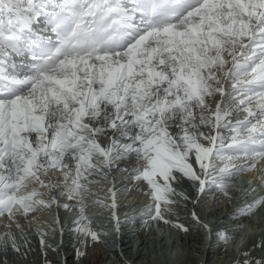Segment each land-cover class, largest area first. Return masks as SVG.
<instances>
[{
	"label": "snow or ice",
	"instance_id": "1",
	"mask_svg": "<svg viewBox=\"0 0 264 264\" xmlns=\"http://www.w3.org/2000/svg\"><path fill=\"white\" fill-rule=\"evenodd\" d=\"M254 171L248 195L264 188V0H0V248H29L20 219L75 210L79 262L108 235L90 205L119 237L133 218L117 215L114 173L145 186L146 229L188 233L170 215L180 201H231L230 185ZM242 199L228 228L213 233L193 211L195 226L228 244L264 209V194ZM36 233L45 256L58 252Z\"/></svg>",
	"mask_w": 264,
	"mask_h": 264
},
{
	"label": "bare ground",
	"instance_id": "2",
	"mask_svg": "<svg viewBox=\"0 0 264 264\" xmlns=\"http://www.w3.org/2000/svg\"><path fill=\"white\" fill-rule=\"evenodd\" d=\"M22 67H24V65H22L19 62V60H17V70L19 71ZM258 174H259L258 171H254L252 173L244 174L241 177L244 178V182L247 181L248 179H251V180L253 179L254 182L258 183V181L255 179V176ZM123 176L125 177V174H123ZM120 179L122 180L123 178H120ZM121 180H119V181H118V179L115 180V184L117 185V183H118V184L123 185L122 183H120ZM127 180L128 179H125V180L123 179V182L125 185L130 184L129 185V187H130L134 181L132 182V180H131L128 182ZM240 183L241 182H239V183L234 182L233 184L230 185V187L228 188V191L229 192L233 191L231 189H234L233 188L234 185L240 187L237 189L238 191L236 190V188H235V190L237 191L238 195L240 194L238 199H239V203L240 202L241 203L236 205L235 203H237V202L233 201L232 204H225L224 208L222 206L221 209L219 207H218V209H216L214 215L217 217V219L223 220L222 223L224 225L223 226L216 225L214 227V230L212 229L213 233H215L219 229H226L231 224L238 222V221L231 220L230 215L234 212L235 209L242 206V204L244 203V200L242 199V197L247 196L248 200L250 201L255 196L259 195L258 193L257 194L253 193L251 195H248V192H247L248 187L246 184L245 185H246L247 189H245V187H244V190H243L244 195L243 194L241 195V191H242L241 186L238 185ZM101 185H103V186H101ZM101 185H94L93 189L96 191V188L99 189L100 187H102V191H103L108 186H110V185L104 184V183H102ZM242 185H244V183ZM127 191H128V188H127ZM188 191L190 192V194L193 195V198H194V194L191 193L190 188H188ZM127 193L128 192L121 194L122 197L127 196L125 198H130L128 200H131V201L134 198H136L135 197L136 195L133 194L132 190L129 191L128 195H127ZM212 195H214L213 201L210 204L213 205V204L217 203L218 200L220 199V195L218 193L209 191L207 193V195L203 196L202 199L206 198L207 196L210 197ZM214 200L217 202H214ZM142 201L144 202V200H142ZM144 203L145 204H143L142 209H140V211H138V213L136 211L135 212L133 211L134 208L132 210L128 209V208L127 209L123 208L125 211L121 212L122 213V219H121V216H118L121 219V221H124L125 217H132L133 219L124 222L125 225H122L123 224L122 223L121 228H125V229L128 228V230L126 231L127 234H129L130 232H133V228H136L134 230L136 231V234H139L138 237H137V235H135L137 238L134 236L130 239H126L120 245L116 244L115 242L114 243L108 242L109 239L114 237L115 233H110V232H112L111 221H110V218L105 216L106 215L105 213H104V215H102V214H100L101 210L95 211L97 213H95L92 210L91 213L88 214L89 216L93 217V227L96 228L98 231L102 230L101 229L102 227H106L108 235L106 237L102 238L106 243L105 245H111V244L116 245V248H114L113 250H111V249L107 250L106 249L107 247H105L106 250H104V252H106L107 258H104V256H102V255L100 256L96 253V249H95V248H97L96 244H89V246L86 249L87 255L85 257H81L79 262H78L76 255H75V248L79 247L80 245L79 244H78V246H76L77 244L75 245V243H77L76 242L77 239L74 241V238H73L74 236L68 231L70 226H68V223H67V224H61V226H60V228L64 229L63 236H61L59 239H57V241L52 240V242H51V240H50V242H48V240H47V242L50 243L53 247L58 246V249H59L58 252H54V251H52V249L49 248V249H46V256H45V253L42 252L41 248H40V243H39L40 237L36 236V237H34V240H33L34 245L33 244L29 245V248L27 250L22 248L21 253L14 252L10 247L7 250L0 248V252L3 251L5 253H11V252L13 253L12 256L10 257L11 259L10 258L8 259L7 257L5 259V257L4 256L2 257L0 254V256H1L0 257V264H7V262L9 264H45V259L50 261L51 264H115V263L116 264H122V261H126V264H131L129 260H132L133 258L134 259L131 261L132 264H136L135 262H139L137 264H153V263L154 264H166V262H168L167 264H174V261H170L168 259L169 257L166 258L165 261L162 259V257H160L159 261H158V259H156L155 257H153L151 255V251H152L151 247H155L156 249L161 250V252H167L168 249L170 251H172L171 249L176 248V243H175V241H172V244L173 245L175 244V246L172 245L171 249H170L169 245H171V242L167 239L166 240L163 239L164 236L160 237V236L156 235L155 233L151 234L152 227H148L146 229L144 226L139 225V222L143 221L142 215L146 214V213H144V209H145V206L149 203L148 197L145 199ZM138 210H139V208H138ZM193 211L196 212V214L200 218L201 222L205 223L203 220L202 214L197 212L198 211L197 207L196 206L194 207L191 202H187V203H185L183 201L179 202V208L174 210L170 215L174 221H176L178 223H182L185 227H187L190 230V227L192 225H195V221H193L192 215H191V213ZM258 212H256L254 214L256 217L259 216V214H260ZM33 215L36 216V223H32L31 225H29L27 222H24L23 219H20V223L23 225H26V226L27 225L28 226H36L39 223L41 224L42 222H46V218H45L46 216H45L44 212L36 213ZM251 217L253 218V216H251ZM4 218H6V217H4ZM6 219H3V221ZM244 222L245 223L246 222L251 223L252 219L251 218L246 219ZM254 224L255 223L250 224V225L246 224L244 226L243 230L240 233H238L233 238V240L229 241L228 244H226V245L220 243L219 241L216 242V240H214L216 242V243L215 242L212 243L214 245V248H215V246H219V247H221V249H217L213 252H209V250H207L208 249L207 247L209 246L208 244L210 242H212V240H210V242L207 243V245L203 244V242H202L201 247L199 246L196 248L195 242L198 238L196 236H198V235L196 233H192V229L189 231V233L179 232V234H177V233H176V235L174 234V239L176 241H177V239H179L180 242L183 244V248H184L183 252L185 255L184 260H185L186 264H224L225 262L228 261L229 258H233V257L237 258V256H239V252L245 251V249L247 247L246 245H248L249 243H251V244L253 243V245L255 246V242L257 244V243H259V240H260V243L263 244L261 242L262 240L260 239V237L263 235L259 234V231L262 228L261 231L264 232V222L260 226L252 227ZM245 236H247V239L243 240V242H242V237H245ZM124 237L125 236H123L121 238V240H123ZM61 240H63V243H61ZM18 244L23 245L24 243L20 242ZM187 248L189 249V254L193 255L192 258L189 255L191 260H190V258H188L189 257L187 255L188 253H186ZM255 248L256 247H254V249ZM34 249L36 252L34 251ZM25 251H27L26 256L23 254ZM110 252H112L113 254ZM236 253H238V254H236ZM235 254L237 256H235ZM7 255H9V254H7ZM186 256H188V257H186ZM262 256H263L262 258H264V253H262ZM57 258H60V261ZM235 258H233V259H235ZM249 258L259 259L260 257H259V254H257V253L249 252ZM243 259H245V257L242 256L239 260L242 261Z\"/></svg>",
	"mask_w": 264,
	"mask_h": 264
},
{
	"label": "rangeland",
	"instance_id": "3",
	"mask_svg": "<svg viewBox=\"0 0 264 264\" xmlns=\"http://www.w3.org/2000/svg\"><path fill=\"white\" fill-rule=\"evenodd\" d=\"M259 173V172H258ZM123 174L124 173H114V179L115 180H117L118 179V181L119 180H121L120 178H123L124 180H125V177L123 176ZM123 176V177H122ZM257 176V175H256ZM256 176H255V178H256ZM240 178H242V182L240 183V184H238L239 186H241V195L243 194L244 195V187H245V189H247V187L248 188H250L251 186H254V185H256L257 183L256 182H254L253 181V179H252V185L250 186H248V184L246 183V181L244 182V178L243 177H240ZM123 179L120 181V183H122L123 185H121V184H118L117 183V185H116V187H117V189L119 190L118 191V194H117V205H118V209H117V215L118 216H121V219H122V211H125L123 208H128V209H133V211L135 212H137L138 213V211H140V209H142V206H143V204H145L144 202H145V199L147 198V196L145 195V186L143 185V184H141V185H139V187H137L136 186V182L134 181H132L133 183L131 184V186L129 187V185H125L124 184V182H123ZM128 182L129 181H131V180H127ZM244 183V185H242ZM247 185V187H246V185ZM101 186H103V185H101ZM185 187H186V189H188V186H186L185 185ZM101 188V189H100ZM99 189H97L96 188V191L97 192H99V197L101 198V199H104L105 198V196H106V189H104L103 191H102V187H100ZM127 188H128V191H127ZM234 189H231V190H233V191H231V192H229L230 194L232 193V196H233V199L231 200V201H228L226 198H224V197H221L220 196V199L218 200V202L217 203H215V204H210L212 201H213V196L214 195H212V196H210V197H206V198H204V199H202L201 201H200V203L198 204V205H196V207H197V209H198V213H200V214H202V216H203V220H204V222L205 223H207V224H209V226L212 228V229H214V227L216 226V225H221V226H223L224 224L222 223L223 222V220H221V219H217V217L214 215L215 214V211H216V209H218V207L221 209L222 208V206H223V208H224V206H225V204H232L233 203V201L234 202H237V203H235L236 205L237 204H240L239 203V199H238V197H239V195H238V193H237V189L238 188H240V187H238V186H235L234 185V187H233ZM235 188H236V190H235ZM130 190H132L133 191V194H135L136 196V198H134L132 201L131 200H128V199H130V198H125V197H127V196H123L122 197V195L121 194H124V193H126V192H128L129 193V191ZM235 191V192H234ZM259 191V192H258ZM256 193H254V194H264V188H262V189H259ZM128 193H127V195H128ZM236 194V195H235ZM126 195V194H125ZM238 195V196H237ZM246 195V194H245ZM95 198V197H94ZM142 200H144V202L142 201ZM209 200V201H208ZM180 202H182V201H180ZM138 208H139V210H138ZM100 211L101 210V212H100V214H102V215H104V213L106 214L105 216H107L108 218H110V213L107 211V210H105V209H101V208H98V207H96V206H94V205H90L87 209H86V214L88 215L89 213H91V211ZM88 211V212H87ZM45 213V218H46V222H42L41 224L39 223V224H37L36 226H26V225H23V224H21V225H23V229H24V235H25V239L27 240V242H28V244L29 245H34V242H33V240H34V237H36V236H38L37 235V233H36V228L38 227V226H42L43 228H44V231H47V233H48V238H47V240H48V242H50V240H51V242H52V240H55V241H57V239H59L60 237H61V233H60V230L59 229H57L56 231H51V230H49L50 229V227L49 226H51V228H55L56 226L52 223V219L55 217V216H59V219H60V226H61V224H67L68 223V226H70V227H72V220L75 218V210H73L72 212H66L65 210H63V209H59V210H56V209H53L51 212H47V211H45L44 212ZM95 213H97V212H95ZM258 213H260L259 214V216H255V215H252L253 216V218L252 217H250L251 219H252V222L251 223H248V222H244V226L247 224V225H250V224H253V223H255L252 227H257V226H260V225H262L263 224V222H264V209H262V210H260ZM99 214V213H98ZM212 214V215H211ZM3 219H6V218H4V217H0V233H2V232H4V231H6V229H5V227H4V225L6 224V223H8V221H7V219L6 220H4L3 221ZM66 222H65V221ZM6 221V222H5ZM62 221V222H61ZM25 222V221H24ZM65 222V223H64ZM122 225H125L124 224V222H123V224ZM101 227V226H100ZM194 227V228H193ZM102 230H100V231H105L104 229H103V227L101 228ZM134 229H136V228H133V232H130L131 234H134V235H137V237H138V235L139 234H136V231L134 230ZM192 229V233H196L198 236H196V237H198L197 238V240H196V244H195V246H196V248L197 247H201V243L203 242V244H206L207 245V242L209 243L210 242V240H212L213 242H215L214 240H216V242L218 241L216 238H215V236L213 235L211 238H209L207 235V233H205L202 229H198V227H196L195 225H192L191 227H190V230ZM195 229V230H194ZM262 229V228H261ZM261 229H260V231H259V234H261V235H263V236H261L260 237V239L262 240L261 242L263 243V244H261L260 243V240H259V243H257L256 244V242H255V246L253 245V243L251 244V243H249L248 245H246L247 247H246V249H245V251H247V252H253V253H257V254H259V259H261L263 256H262V253H264V232H262L261 231ZM12 232L16 235V237H17V242L18 243H20V242H22V243H25V239H21L20 238V232L15 228V226L13 225L12 226ZM49 230V231H48ZM189 230V231H190ZM198 230V231H197ZM152 232H151V234H156V235H158V236H164L163 237V239H167V240H169L170 242H171V245H169V248L171 249V246L173 245L172 244V241H175V243H176V248H173V249H171L172 251H170L169 249H168V251L167 252H161V250H158V249H156L155 247H151V255L153 256V257H155L156 259H158V261H159V258L160 257H162V259L165 261L166 260V258H168L170 261H174V264H186V262H185V255H184V248H183V244L180 242V240L179 239H177V241L174 239V234L176 235V233L177 234H179V232L180 231H178V230H176V229H173V228H171V227H168V226H161V227H152V230H151ZM106 232V231H105ZM51 233V234H50ZM129 233V234H130ZM189 233V232H188ZM50 235V236H49ZM53 235V236H52ZM169 236V237H168ZM134 237V236H133ZM136 237V236H135ZM136 237V238H137ZM74 238V237H73ZM102 238H104V237H102ZM200 238V239H199ZM76 240V238H74V241ZM103 240V239H102ZM209 240V241H208ZM33 242V243H32ZM76 242L77 243H75V245L76 246H78V244H79V241L78 240H76ZM215 242V243H216ZM253 242V241H252ZM106 243H99V244H96L97 245V248H95L96 249V253L98 254V255H102V256H104V258H107V255H106V252H104V250H109V249H111V250H113L114 248H116V245L114 244V245H105ZM252 246H251V245ZM257 245H259V246H257ZM95 246V245H94ZM99 246V247H98ZM104 246V247H103ZM173 246H175V244L173 245ZM204 246V245H203ZM105 247H107L106 249H105ZM254 247H256L255 249H254ZM103 248V249H102ZM175 249V250H174ZM253 250V251H252ZM262 250V251H261ZM34 251H35V249H34ZM191 251V250H190ZM3 252V251H2ZM0 252V254H1V256L3 257H5V259H6V257L9 259L11 256H12V252L11 253H5V252ZM10 252V251H9ZM36 252V251H35ZM169 252V253H168ZM110 253H112V252H110ZM115 253V252H114ZM186 253H188L187 255L189 256L190 254H189V249L187 248V251H186ZM7 254H9V255H7ZM113 254V253H112ZM173 254V255H172ZM236 254H238V253H236ZM235 254V256H237ZM0 256V257H1ZM188 256H186V257H188ZM191 256V258H192V256L193 255H190ZM190 256L188 257V258H190ZM136 257V256H135ZM242 257V256H241ZM240 255L239 256H237V258H235V257H233V258H235V259H233V258H229L228 259V261L227 262H225L224 264H235V262L237 261V260H239L240 258ZM191 258H190V260H191ZM3 259V258H2ZM11 259V258H10ZM59 261H60V258H57ZM134 259V258H133ZM132 259V260H133ZM252 259H254V258H252ZM132 260H129L130 261V263L132 264ZM178 260V261H177ZM4 261V260H3ZM214 262V261H213ZM136 264L137 263H139V262H135ZM168 262H166V264H167ZM7 264H9L8 262H7ZM116 264V263H115ZM154 264V263H153Z\"/></svg>",
	"mask_w": 264,
	"mask_h": 264
}]
</instances>
